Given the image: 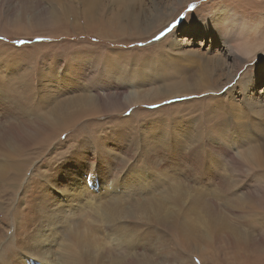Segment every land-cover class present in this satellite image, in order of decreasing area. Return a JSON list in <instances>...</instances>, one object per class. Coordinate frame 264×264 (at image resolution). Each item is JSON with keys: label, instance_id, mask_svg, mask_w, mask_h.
Masks as SVG:
<instances>
[{"label": "rangeland", "instance_id": "374dc122", "mask_svg": "<svg viewBox=\"0 0 264 264\" xmlns=\"http://www.w3.org/2000/svg\"><path fill=\"white\" fill-rule=\"evenodd\" d=\"M135 1L127 0L120 5L114 0L110 2L111 4L106 1L107 12L105 11V14L104 11L99 13L105 20L96 19L90 24L79 17L80 12L73 20L64 21L60 18L57 21L54 19L53 21H43L46 17L51 18L54 10H57L55 12L58 14L61 13L58 4L52 0H0V30L5 31L3 35L0 33V82L9 84L7 80H13L17 83L19 77H22L23 80L26 79L28 83L35 85L36 91L42 93L39 100L43 101V106L73 100L77 98L80 89H85L90 94L99 93L103 97L108 93H113L118 87L117 89L123 94H121L120 99L131 89H138L137 92L144 93L147 92L149 84H155L154 86L161 84L153 81L157 80L164 72L165 75H175V73L187 75L188 70L194 69L205 61L206 57L211 58L216 52L225 57V68L227 69L224 70V73L228 77L215 72L214 78L219 82V85L217 84L215 87L218 88L228 79L230 80L220 91L215 93L182 94L150 104L140 102L130 107L120 103L121 100L111 103V100L104 98L103 107L95 110V113H89L91 114L89 115L78 112L75 114L74 124L65 126L64 133L58 135L56 137L58 139L52 142L51 139H41L42 134L38 133L36 128L30 124L40 141L35 145L31 143L28 146L31 164L29 163L30 167L28 166L29 169L26 170L21 182H17L14 199H10L12 193L9 190L1 194L7 198L4 202L5 207L10 209V212L16 209L18 215H14L12 218L10 213L0 212V229L5 234L0 242V253L7 250L9 244L15 241L18 242L17 248L19 246L21 249L16 251L17 257H21L23 250L24 252L30 250L34 245H37L39 250L34 256L29 254L26 260L10 257L7 260L9 261L8 264H69L65 256L71 254L74 258L76 253L79 255L74 258V264H157L160 262L177 264V257L182 254V251L172 242L170 231L167 230L168 226L173 223V216H166L170 210L161 204L158 200L159 196L165 195L169 191L168 188L180 183L182 191L179 187L177 188V193L174 196L175 205L177 208L188 207L192 205V200L200 199L201 208L199 210L196 208V214L199 217L196 218L197 222L208 215L204 208H207L209 203H214V198L212 191L206 197L195 198L186 195L185 190L194 191L197 185L200 186L205 182L189 177L191 170L189 165L181 167V174L173 172L175 170V167L172 166L174 165L173 162L164 167L160 152L157 153V151L158 149L161 151L165 144H175L179 147L189 146L195 135L201 140L206 135L211 141L206 146L204 142L199 144L200 163L205 166H213L215 168L214 185L219 177L222 181V188L228 191L229 158L223 156L219 150H215L213 145L219 143L221 148L229 149L233 155L237 154L235 145L233 148L230 147L233 145L231 137L236 131H224L222 126L219 127V123H226L227 121L223 117L222 121L216 124L210 133H204L200 126L204 124L201 127H207L208 123L204 119L201 120L202 116L199 111L202 113L207 109H204L203 104H200L199 101L206 98L207 95H216L223 99L228 97L230 105L228 108L224 102L223 113L228 115L229 112L230 116L238 118L240 113H245L247 110L252 111V104L250 105V103L264 99V0H170V2H175L172 7L174 9L169 10V12H173V15L166 20L164 19L165 22L163 23H161L162 15L156 19L149 16L148 21H154H152L153 26L149 31L145 32L141 29H131L130 32L129 30L125 32L113 31L111 27L116 24L119 12L126 5L130 8L131 13H135L139 17L142 12H150L153 3L160 0H140L142 4L138 0ZM76 2L73 4L80 8V4H76ZM118 6L121 8L117 9ZM221 9H225V15L218 18L223 19V22L216 24L217 15ZM14 18L18 21H11ZM183 22L186 23L184 28H182ZM209 22L211 23L209 24ZM249 27L255 28L256 39L261 40L260 43H262L255 49V54L247 55L240 50L237 53L234 52L235 57L230 53V50L227 51L226 47L220 43L219 40L222 39V43L228 42V45H231L232 41L239 39L240 29H248ZM225 32H228L229 36L224 35ZM169 34L171 36H168ZM166 36L168 39L163 44L158 45V42ZM172 41H177V45L182 43L180 49L172 50L170 48ZM108 52H113L111 57L121 56L134 59L132 64L129 63L127 67L130 72L138 70L135 71L134 75L127 77L130 78V83L134 86L129 87L128 81L122 82L117 79V76L108 77L107 73L102 70L100 58L103 57V53ZM191 52L194 53L190 54ZM147 56L150 57L151 63L143 66L144 62L142 61ZM237 57L239 58L237 59ZM195 70L197 72L200 69L195 68ZM101 71L103 73L99 75L98 73ZM240 74L245 84L244 87L234 85ZM142 75L145 77L147 75V82L142 80ZM210 79L212 80L213 77ZM109 81H112L113 85L108 84ZM123 87H125L126 92L123 91ZM69 88L71 90H68ZM164 88L161 91H164ZM61 90L68 91L73 96L67 100L66 97H69L67 93L62 96L57 95L61 93ZM259 91L260 93H258ZM47 93H52L55 97L46 95ZM244 95H248L251 100L248 101L249 105L247 106L243 99ZM48 97L49 99H47ZM163 97L154 95L145 102L155 101ZM188 101V104L177 106L179 103ZM220 104L221 101L220 103L218 101L212 104V107L211 105L208 107L215 110ZM15 109L22 111L20 106ZM79 109L81 107L77 104L69 108L70 111H78ZM13 119L11 118V120ZM168 133L169 135H167ZM97 136H114V142L123 141L124 145L121 147V143L116 145L112 142H99L97 144L98 150L93 146L89 148L92 140H90L91 142L87 141L88 144L80 145L82 141L94 139ZM134 137L135 139H133ZM122 138L126 141L133 140L138 148L141 146L142 152H148L145 148L147 146L152 154L151 158L157 160L158 165L153 163V167L148 165L144 161L145 158L140 155L141 153H137L138 157L135 156V159L134 157L127 158L126 154L133 152L134 147ZM44 146L45 149L42 150ZM154 146L159 148H153ZM91 149H96L94 156L91 155L93 152ZM89 163L93 164L92 167ZM122 175L124 176L122 177ZM8 176L14 180H19L15 171L9 172ZM39 178L40 181L43 180V183L39 181ZM241 181L239 180V193L246 196ZM141 182L143 186L140 184ZM165 183L168 185L165 186ZM90 184L93 185V188L90 187ZM139 184L140 186H138ZM205 185L208 184L205 183ZM115 187L116 189H114ZM193 191L192 193L195 192ZM153 193L154 195H152ZM229 195L236 200L231 193ZM42 197L48 204L38 203ZM151 199H157L154 202L160 208L159 217L149 214L152 211L148 212L145 209ZM119 200L122 202L127 200L133 205H126L125 211L121 214V219L129 222V224L124 226L121 221L114 223L107 222L105 219L101 221V218L97 216L98 211ZM144 200L148 201L144 202ZM136 202L138 203L136 204ZM205 202L207 205H204ZM235 210L228 211V222L233 227L231 229L236 232L240 231L239 234H243V236L247 234L246 236L249 235L251 239H248L249 244L245 243L238 247L240 253L248 250L247 255L238 261H233L229 257L233 246L228 243V264H264V238H262L261 226H255V224L248 222L244 223L240 218V212L237 211L239 209L235 208ZM253 214L260 216L264 213L256 204ZM48 216L50 217L49 220H47ZM16 219L19 221L18 224L15 223ZM48 221L51 222V225L48 224ZM46 224L48 225L46 226ZM25 227L26 229H24ZM2 230L0 231L3 232ZM200 230L205 231L206 228L200 226ZM175 231H180V228L175 226ZM44 233L46 235H42ZM102 242L104 243L102 244ZM25 243L31 247L29 245L27 247ZM156 246L159 249L156 250ZM198 263L203 264L201 261H197L196 264Z\"/></svg>", "mask_w": 264, "mask_h": 264}, {"label": "bare ground", "instance_id": "6f19581e", "mask_svg": "<svg viewBox=\"0 0 264 264\" xmlns=\"http://www.w3.org/2000/svg\"><path fill=\"white\" fill-rule=\"evenodd\" d=\"M48 1H51V0H48ZM75 1H77L76 4H80V8H78L77 6H75L73 4ZM106 1H108L109 3L113 2V0H52V2L58 4V7H59V10L61 13L58 11L60 13V14H58L55 12L57 10H54V12H52L53 14L51 15V18L46 17V19H43V21H53V19H54V21H57L60 18H61V20H64V21L73 20L74 17L78 16V12H80L79 17H81L86 23L91 24L94 21H96V19H99V20L104 19L103 16L99 15V13L104 11V14H105V11H106L105 3H106ZM114 1L116 3H119V5L122 2L123 3L125 1L127 2V0H114ZM129 1L132 2L135 0H129ZM138 1L140 2V0H138ZM135 2H137V1H135ZM174 5H175V2H170V0H160V1L154 2L153 6H151L150 12H147V11L142 12L139 17L135 13L134 14L131 13L130 8L128 7V5H126V7L119 12V18H118L119 22L117 21L118 23L116 22V24H114V26L111 25L112 26L111 29L113 31H116V32L117 31L125 32L128 30L130 32L131 29L132 30L141 29V30H144L145 32L149 31L153 26V24H152L153 20L151 22L148 21L149 16L156 19V18H159L160 15H162L161 23H163V22H165V20L168 17L173 15L172 14L173 12H169V10L172 11L174 9V8H172ZM121 6H118L119 8H117V9H120ZM139 7H140V5H139ZM175 10H176V8H175ZM218 14L219 15H217L216 24H220L221 22H223V19L221 20L218 17H224L225 9H221V11ZM115 17H118V16H115ZM110 20H112V19H110ZM11 21L16 22V21H18V19L14 18V19H11ZM211 22L214 23L213 21H211ZM211 22H209V24ZM185 24L186 23H184V22L182 23V28H184ZM259 24H260V22H259ZM104 32H106V31H104ZM0 33L3 35V34H5V31L0 30ZM227 33L225 32L224 35L229 36ZM231 33H233V32H231ZM168 36H171V34H169ZM168 36H166L164 39H162L160 42H158V45L163 44L164 41H166V39H168ZM227 39H228V37H227ZM232 40H230V41H232ZM219 41L223 46L226 47L225 49L227 51L230 50V53L235 55V57H236V54H234V52L237 53V51L241 50V51L245 52L247 55L252 54V53L256 52L255 49L257 48V46L262 44V43H260L261 40L256 39V30H255V28H252V27H249L248 29H240L239 39H235L234 41H232L230 43L231 45H228V42L222 43V39H220ZM176 42L172 41V43L170 44V48L172 50L180 49L182 43L181 44L179 43L177 45ZM112 53L113 52L103 53V55H102L103 57L100 58V62L102 64V70H104L107 73L106 75H108V77L117 76V79H120L122 82L128 81L129 87L134 86L132 83H130L131 82L130 78L129 79L127 78L129 76L134 75L135 71H138V70H135L134 72L132 71L133 72V74H132V72H130L129 69L127 68L129 66L128 64L129 63L132 64L134 59L127 58V57H121V56H119L117 58L111 57ZM193 53L194 52H191L190 54H193ZM122 56H123V54H122ZM185 56H187V55H185ZM202 57H204V56H202ZM114 58H116V59H114ZM238 58L239 57H237V59ZM203 60H204V58H203ZM126 62H128V63H126ZM142 62H144L142 65L146 66L147 64L151 63V59H150V57L147 56V58L144 57ZM225 63H226L225 57L222 56L221 54H219V52H216L214 54V56H212L211 58L206 57L205 61L201 62V64H199L195 67V68L200 69L197 72H196L195 68L188 70L189 73H187V75L180 74L181 76L176 74V73H175V75L174 74L173 75L172 74L165 75V72H164V74L160 75L157 80L153 81V82H156L159 84L161 83V84L154 86L155 84L153 85L150 82L151 84H149L150 86L147 88V92H144V93L137 92L138 89L137 90L131 89L130 91H127V93L124 94V96H122L123 97L122 99H120L122 92L117 89L118 87H116V90L114 92L112 91L113 93H108V94H106V96H103V97L99 93L98 94L93 93L94 94L93 95V94H90L89 92L85 91V89H80V92H78L77 98H75L73 100H69V101H60V102L55 103L54 105H49V106H43V101L39 100L42 93H39L38 90L36 91L35 85L30 84V82L28 83V81L26 79L23 80L22 77L18 78L17 83L13 80H7V81H9V84L0 82V110H1L0 111L1 112L0 113V212L5 213V214L10 213L12 218H14V215H18V212L16 211V209L13 212H10V209L5 207L4 202L7 200V198H4L1 194L5 193V191L9 190L12 193V197L10 199H14V195H15L14 192L17 188V182H21L23 175H25L26 170H28L30 167V164H31L30 163V156H29L30 155V148L28 146L31 143H34V145H35L40 141V138L35 134L34 129L30 126V124L36 128L38 133L42 134L41 139H46V140L51 139L50 141L52 142L53 140L58 139V138H56L58 135L60 136L62 133H64L65 126H71L74 124V122L76 120L75 114H78V112L83 113V114L95 113L96 112L95 110L101 109V107H103L102 103H104V98L111 100L112 101L111 103H114L116 101L120 102V100H121L120 103H122V104L124 103L125 106L130 107V106L135 105V104L140 103V102L150 104V103H154L157 101H161L163 99H167V98L172 97V96L182 95V94L183 95H191V94H199V93H203V92H214L215 93L217 91H220V89L230 81L228 79V81L223 83L220 87H218V88L215 87L217 84L219 85V82L217 81V79L214 78V75L216 74L215 72L221 73L222 75L226 76V74L224 73V70L227 69V68H225ZM98 66H101V65H98ZM138 66H140V65H138ZM167 67H168V65H167ZM149 68H150V66H149ZM168 68H170V67H168ZM130 69H132V68H130ZM12 70H13V68H12ZM174 70L176 71V69H174ZM168 72H169V70H168ZM168 72H166V73H168ZM95 73H96V71H95ZM102 73H103V71L99 72L98 74L101 75ZM230 73L232 74V71ZM138 75H140V74L138 73ZM234 75H235V73L233 74V76ZM142 76H143L142 80L144 82H147L148 81V79L146 78L147 75H146V77H145V75H142ZM142 76H140V77H142ZM210 77H213V79L211 80ZM226 77H228V75ZM25 78H26V76H25ZM112 78H114V77H112ZM162 81H164V82H162ZM246 82H250V81H246ZM108 84L113 85V82L109 81ZM140 84H141V82H140ZM92 85H93V83H92ZM161 85H163V87H161ZM234 85L241 86V87L245 86V84L243 83V78L241 77V74L239 76V79L234 83ZM119 86H121V85H119ZM162 88H164V91H161ZM92 89H93V87H92ZM122 89H123V91H125V87H123ZM68 90H71V89L69 88ZM65 93H67L69 96V97H66L67 100L73 96L70 92L65 91V90H63V91L61 90V93H58L57 95L62 96ZM242 93H243V91H242ZM258 93H260V91ZM46 95H53L55 97V95L52 93L51 94L47 93ZM154 95L158 96V97L159 96L160 97L166 96V97H163L161 99L151 101V102L150 101L145 102V100H148L149 97L151 98V96H154ZM215 96L216 95H207L206 98L201 99V101H199V103L201 102L200 104H203L204 109H207L206 111H202V113H201V111H199V114H201V116H202L201 120L204 119V121H206V123H208L207 127H201L202 125H204V124H201L200 128L202 129V131L204 133H210L212 131L213 127L216 124H218L219 122H221L222 118L224 117V118H226V120L228 122L226 121V123L225 122L219 123L218 124L219 127L222 126L221 128L224 131H229V130H232L233 132H234V130L236 131V132H234V134L231 137V141H232L233 145L230 146L231 148H233V146L235 145V148H237L238 153L237 154L234 153L236 156L233 155L229 151V149L221 148V145L219 143L213 145L215 150H219L223 156H228V158H229L228 191H226L224 188H222V186H221L222 181L219 177L217 178L218 181L214 185V176H215L214 175V169L215 168L211 165L205 166V165L200 163L199 156H198V151H199L198 146H199V144H201V142H204L205 146L209 145L210 141H211L210 139H208L206 137V135H204L203 140L198 139L197 136L195 135L193 142H190L189 146L186 145L184 147H179V146H175V144L174 145L173 144H165V142H164L165 147L162 148L161 151H159V149H158L159 147L158 148L156 147L157 145L153 147V148L156 147L158 149V151L156 149L157 153L160 152V157L163 160V166L164 167L165 166L167 167V165H170L173 162L174 165H172V166L175 167V170L173 169L174 170L173 172L181 174L182 173L181 167L184 165H189L190 169H191L189 171V177H191L194 180L197 179L198 181L200 180V181H203V183L205 182L206 184H208V185H205V183H204V184H201L200 186L197 185V188L195 187V190H194L195 192L193 190H185L184 189L186 192V195L188 197H195V198L206 197L209 194V192L212 191V196L214 198V203H212V204L209 203L208 207L204 208L208 215L206 217H204L200 222H197L196 218L198 216L196 214V208H197V210H199L201 208L199 205L200 199L192 200V205L188 206V207L181 206L180 208H177L175 205L174 196L177 193V190H178L177 188L179 187L180 190L182 191V185L180 186V183L174 184L172 187L168 188L167 190H169V191L165 195L164 194H163V196L158 195L159 199H158L157 195H155V197L161 202V204H163V206L166 207L167 210H170V212L167 213L166 216L167 217H169L170 215L173 216V223L170 226H168L167 230L170 231L172 242L177 247H179L182 251V254L177 257V264H196L197 261H201V262H203V264H228V249H229L228 243H230L233 246L232 250H230V255H229V257L233 261H238V259L244 258L247 255L246 253L248 250L244 253H240L239 252L240 248H238V247L243 246V244H245V243L249 244L248 239H251V238L249 235L246 236L247 234L245 236H243V234H239V233H241L240 231L236 232L235 230L231 229L233 227H231V223L228 222V211H236L235 208L239 209L237 211L240 212V214H239L240 218L244 221V223L248 222L250 224H255V226H261V228L263 230L262 238H264V214H262L260 216H256L253 214L254 206L256 204L260 206L261 211L264 213V99H258V100H255V102L250 103V105L252 104V111L247 110V112H245V113H240L238 118H233L234 116H230L229 112H228V115H225L223 113V108H225V106L226 107L228 106V108H229V105H230V100H228V97L223 99L221 97H218V96L215 97ZM47 99H49V97ZM243 99H244L246 106L249 105L248 101H251L250 97L248 95L247 96L244 95ZM227 100H228V104H227ZM218 101H219V103L221 101V104L218 108H215V110H213V108L210 109V107H208L210 105L212 107V104L217 103ZM224 102H225V106H224ZM188 103H189V101L179 103L177 106L185 105ZM76 104L80 105L81 109H79L78 111H70L69 108L72 105L75 106ZM18 106H20L22 108L21 112L19 110L15 109ZM91 114H89V115H91ZM11 118H14V119L11 120ZM229 119H230V121H229ZM116 122H117V120H116ZM121 124H123V123H121ZM122 126H124V125H122ZM122 126L120 127L121 130L123 129ZM132 130H133V128H132ZM117 134H118V131H117ZM167 135H169V133ZM133 139H135V137ZM90 140H92L93 142L89 144V148L91 146H93L97 150H98L97 144L99 142H101V143L102 142H104V143H107V142L116 143V142H114V136L113 137L97 136L94 139L92 138V139H86V140L82 141L80 143V145H83L84 143H86L87 141H90ZM123 140L127 143L132 144L134 147L133 152L126 154L127 158L130 159L131 157H134V159H135V156H137V153H141L140 155L145 158L144 161L147 162L148 165L152 166V163L154 165H156V164L158 165V163H156L157 160H153V158H151L152 154H151V152L147 146L145 148H146V150H148V152H142L141 146H139V148H138V146H136L134 144L135 142L133 140H131V141H126L125 139H123ZM119 143H121V147H123L124 142L119 141L116 143V145ZM86 144H88V143H86ZM183 145H184V143H183ZM181 146H182V144H181ZM187 146H188V148H187ZM136 147H137V149H135ZM44 149H45V146L42 148V150H44ZM83 149H84V147H83ZM96 149H91L93 151L91 153V155H93V156L95 155ZM234 152H235V150H234ZM79 155H81V154L79 153ZM84 156H85V154H84ZM76 160H77V158H76ZM139 162L140 161H138V163ZM145 162H142V163H145ZM71 163H72V161H71ZM139 164H141V163H139ZM92 165L90 167H92ZM84 166H86V165H84ZM159 166H161V165H159ZM132 167H133V165H132ZM164 167H163V169H164ZM158 168H160V167H158ZM108 170H110V169H108ZM169 170L171 171L172 169H169ZM11 171H15V173H17V176L19 179L18 181L14 180L8 176V173ZM146 171H144V172H146ZM170 171L169 172L167 171V172L170 173ZM156 173H157V171H156ZM219 174L222 175L220 172H219ZM123 176L124 175H122V177ZM144 176H146V175H144ZM158 179L161 180V178H158ZM155 180H157V179H155ZM239 180H242L241 184L244 187L246 196H242L239 193V187H240ZM39 181H40V178H39ZM42 181H40V182H42ZM119 181H121V180H119ZM140 184L142 185L143 183L141 182ZM140 184L138 186H140ZM167 185L168 184H166L165 186H167ZM203 185H205V187H202ZM114 189H116V187ZM143 189L146 190L145 188H143ZM172 190H174V191H172ZM51 191H49V192H51ZM156 191H158V190H156ZM192 191L194 193H192ZM49 192L46 194L48 195ZM154 193L152 195H154ZM229 193H231L233 196H235L236 200H234L229 195ZM127 194H129V193H127ZM156 194H158V193H156ZM149 195H147V196H149ZM248 195H249V197H248ZM256 196L258 198H255ZM157 199L149 200L150 203L147 204L145 209L148 212L152 211L149 214H154V215L159 217L161 214V212H159L160 208L154 202ZM145 201H148V200H144V202ZM7 202H10V201H7ZM39 202H40V204H43V203L48 204L44 200L43 197L41 198V200L38 201V203ZM137 203L138 202H136V204ZM18 204L19 203L17 202V205ZM126 205L133 206L127 200L124 202H122L120 200L114 201L111 203V205L106 206L105 208H101L100 211H98L97 216L99 218H101V221H102V219H103V221L105 219L107 222H113V223L117 222V221H121L124 224V226H127V224H129V222L121 219V214L125 211ZM204 205H207V203L205 202ZM153 207H155L156 209ZM99 218H97V219H99ZM49 219H50V217L48 216L47 220H49ZM15 221H16L15 222L16 224L19 223V221L17 219ZM26 221H28V220H26ZM33 224H34V222H33ZM48 224L51 225V222L48 221ZM48 224H46V226ZM175 226H178L180 228V231H175ZM200 226H204L206 228V230L201 231ZM24 229H26V227ZM116 229H118V228H116ZM0 230H2V229H0ZM36 234H38V233H36ZM117 234H118V232H117ZM4 235H5L4 231L3 232L0 231V242L2 241ZM42 235H46V234L44 233ZM17 243H16V241L11 242L9 244V247L6 248L7 250L2 251V253H0V264H8L9 261H7V260L10 257L11 258L16 257L18 260L20 258L26 260L27 257L29 256V254H30V256H34V255H36L35 253L39 250V247L37 245H34V246L32 245L33 247L31 249L29 248L30 250H27V251L25 250V252L22 249L23 250V253L21 252L22 256L17 257L18 255L16 254V251L21 250L19 248V246L17 248ZM103 243L104 242H102V244ZM25 244H27V243H25ZM28 245L29 244H27V247H28ZM157 249H159L158 246H156V250ZM78 255H79L78 253L74 254V258H77ZM74 258L71 254H69L67 257L65 256V259H67L66 261L69 264H74ZM140 264H143V263H140ZM157 264H163V263L160 262Z\"/></svg>", "mask_w": 264, "mask_h": 264}, {"label": "snow or ice", "instance_id": "6c2138e0", "mask_svg": "<svg viewBox=\"0 0 264 264\" xmlns=\"http://www.w3.org/2000/svg\"><path fill=\"white\" fill-rule=\"evenodd\" d=\"M162 35H163V33H162Z\"/></svg>", "mask_w": 264, "mask_h": 264}]
</instances>
